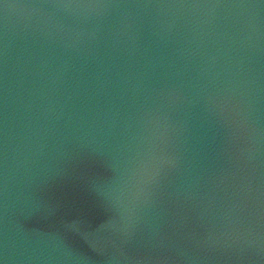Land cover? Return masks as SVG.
Masks as SVG:
<instances>
[{"label": "water", "instance_id": "obj_1", "mask_svg": "<svg viewBox=\"0 0 264 264\" xmlns=\"http://www.w3.org/2000/svg\"><path fill=\"white\" fill-rule=\"evenodd\" d=\"M0 264H264V0H0Z\"/></svg>", "mask_w": 264, "mask_h": 264}]
</instances>
